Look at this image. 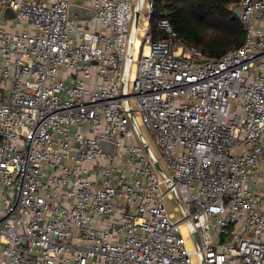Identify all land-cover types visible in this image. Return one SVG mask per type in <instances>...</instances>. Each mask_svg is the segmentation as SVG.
<instances>
[{"label":"built area","instance_id":"2783aa9c","mask_svg":"<svg viewBox=\"0 0 264 264\" xmlns=\"http://www.w3.org/2000/svg\"><path fill=\"white\" fill-rule=\"evenodd\" d=\"M238 5L211 57L153 38L152 0H0V264H264V0Z\"/></svg>","mask_w":264,"mask_h":264},{"label":"trees","instance_id":"16d2710c","mask_svg":"<svg viewBox=\"0 0 264 264\" xmlns=\"http://www.w3.org/2000/svg\"><path fill=\"white\" fill-rule=\"evenodd\" d=\"M237 3L238 0H152L149 25L153 38L162 37L153 25L154 18L166 16L182 43L218 57L243 42L242 23L233 12Z\"/></svg>","mask_w":264,"mask_h":264},{"label":"rangeland","instance_id":"374dc122","mask_svg":"<svg viewBox=\"0 0 264 264\" xmlns=\"http://www.w3.org/2000/svg\"><path fill=\"white\" fill-rule=\"evenodd\" d=\"M134 2H135V0H132V4ZM2 21H4V20L2 19ZM157 21H158V18H154V21H153L154 24L153 25L155 27L157 26ZM92 24H93V20H90L88 25H92ZM141 131H142L143 135L145 136V138H146V140H147L150 148L153 150V152L157 156L158 160L160 161V151H159L158 147L156 146V143H155L152 135L144 127L141 128ZM162 186H163V188H165V185L164 184ZM176 206H179V204H178L177 201L174 202L171 199H166V207L168 209V212L173 214V216H174L173 219L178 220V219H180L182 217L183 213H182V211L175 210V207Z\"/></svg>","mask_w":264,"mask_h":264},{"label":"water","instance_id":"95a60500","mask_svg":"<svg viewBox=\"0 0 264 264\" xmlns=\"http://www.w3.org/2000/svg\"><path fill=\"white\" fill-rule=\"evenodd\" d=\"M6 12L9 13L10 10L7 9ZM233 12H234V14L236 16H239V13H240V5L237 4L236 6H234ZM68 15L70 17H74V18L89 19V18L92 17L93 11L90 8H87V7L79 6V5H76V4H70L69 11H68ZM137 17H138V12L135 11V19H137ZM100 144H101L102 148H104L106 146V144H108V142H105V141L101 140L100 141ZM109 148H111L110 145H109ZM193 235L196 238V234L193 233Z\"/></svg>","mask_w":264,"mask_h":264},{"label":"bare ground","instance_id":"6f19581e","mask_svg":"<svg viewBox=\"0 0 264 264\" xmlns=\"http://www.w3.org/2000/svg\"><path fill=\"white\" fill-rule=\"evenodd\" d=\"M136 44H137V41H136Z\"/></svg>","mask_w":264,"mask_h":264}]
</instances>
